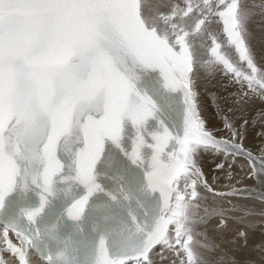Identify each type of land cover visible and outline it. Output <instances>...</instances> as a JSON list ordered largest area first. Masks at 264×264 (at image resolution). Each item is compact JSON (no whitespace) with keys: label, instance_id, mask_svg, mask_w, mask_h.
<instances>
[{"label":"snow or ice","instance_id":"obj_1","mask_svg":"<svg viewBox=\"0 0 264 264\" xmlns=\"http://www.w3.org/2000/svg\"><path fill=\"white\" fill-rule=\"evenodd\" d=\"M256 17L264 0H0V264H264V210L239 202H264Z\"/></svg>","mask_w":264,"mask_h":264},{"label":"bare ground","instance_id":"obj_2","mask_svg":"<svg viewBox=\"0 0 264 264\" xmlns=\"http://www.w3.org/2000/svg\"><path fill=\"white\" fill-rule=\"evenodd\" d=\"M255 2H261V0H255ZM260 20L261 21V25H257L256 24V20ZM251 28H252V31L253 33L255 34V36L257 37L258 40H264V19L260 18V17H256L253 21V24L251 25ZM222 95L224 96H227L228 93L227 92H223ZM250 144L249 146H260L261 145V140L259 137H256V136H253L250 138ZM209 164H211V161L209 160L208 162ZM238 172H240L241 174H243V178L241 179V176L238 175ZM235 176H236V179L232 181L233 184H235L237 186V184L239 186L237 187H243V186H249V187H256V184H255V181L253 180H249L246 175H245V171H242L241 168L239 166H236V169H235ZM239 177V178H238ZM222 179H223V176H222ZM238 179L241 180V182H238ZM224 184H227L228 181L226 179L223 180ZM258 191H264V190H259ZM240 203H247L249 204L250 206H253L255 207V210L257 212L259 211H262L264 210V202H261L260 200H248V201H245L243 199H240L239 200ZM237 215H239V213H237ZM251 219H253L255 221V229H254V235H264V232H258L256 231V229L258 227H263L264 229V217L262 216H259V215H256L254 217H251ZM229 224L230 226L232 225V221H229ZM215 227V222L213 221V229ZM211 235H218L215 231H212L210 232ZM233 233L232 232H226L223 236V239H231ZM257 237V236H256ZM255 237V238H256ZM259 242H260V238L258 239ZM223 247H227L229 245H222ZM230 248L231 250L233 251L234 254H237L235 252V248L234 246L230 245Z\"/></svg>","mask_w":264,"mask_h":264},{"label":"rangeland","instance_id":"obj_3","mask_svg":"<svg viewBox=\"0 0 264 264\" xmlns=\"http://www.w3.org/2000/svg\"><path fill=\"white\" fill-rule=\"evenodd\" d=\"M256 3H259V2H256ZM256 24L260 26V25H261V21L257 19V20H256ZM238 175L241 176V179L243 178V174H241L240 172H238ZM238 178H239V177H238ZM238 182H241V180L238 179ZM237 186H239V185L237 184ZM256 231H258V232H264V229H263V227H258V228L256 229ZM256 236H257V237H256ZM256 236H255V237H256L255 239H256L257 243H259V240H258V239H259V238L261 239V237L264 236V235H256ZM226 248L229 249V250H231L230 245L227 246ZM231 251H232V250H231Z\"/></svg>","mask_w":264,"mask_h":264}]
</instances>
